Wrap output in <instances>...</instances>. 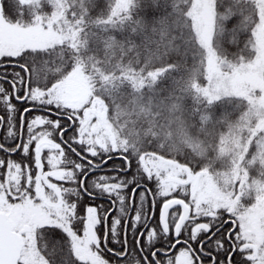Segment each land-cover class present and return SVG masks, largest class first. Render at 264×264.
I'll list each match as a JSON object with an SVG mask.
<instances>
[{
    "label": "snow or ice",
    "instance_id": "6c2138e0",
    "mask_svg": "<svg viewBox=\"0 0 264 264\" xmlns=\"http://www.w3.org/2000/svg\"><path fill=\"white\" fill-rule=\"evenodd\" d=\"M97 7L0 0V264H264V0Z\"/></svg>",
    "mask_w": 264,
    "mask_h": 264
},
{
    "label": "trees",
    "instance_id": "16d2710c",
    "mask_svg": "<svg viewBox=\"0 0 264 264\" xmlns=\"http://www.w3.org/2000/svg\"><path fill=\"white\" fill-rule=\"evenodd\" d=\"M113 2V0H96V3H97V5H98V7L97 8H95L94 10H93V16H97V15H100L101 13H106L107 12V10H108V5L110 4V3H112ZM45 11H48V9L46 8L45 9ZM244 40H246V36H243L242 38H241V41L239 42V43H237L236 45H230V46H228V48H227V53H228V58L229 59H233V58H235L236 56H238L239 54H243L242 52H241V49H243V41ZM191 61H189V67L191 66ZM39 70V69H38ZM180 75H184V74H177L176 75V79H179L180 78ZM201 83H205L206 84V81L205 80H203V77H201V81H200ZM5 85H7V84H5ZM4 85V86H5ZM6 87V86H5ZM162 87H164V88H166V89H171L172 87H173V82H172V80H167L163 85H162ZM7 88V87H6ZM186 104H187V106L188 107H191V105H192V101H191V99H188L187 101H186ZM226 107V110L228 111V112H230V113H232V118L233 119H235V118H238V116H239V111L238 110H235L234 108H233V106H231V105H227V106H225ZM225 109L224 108H222L221 109V111H224ZM0 112H2V109H0ZM250 151H252V149H250ZM179 159H183V157H179ZM250 175H252V176H255V175H257V173H256V170L255 169H252L251 171H250ZM247 202V201H246Z\"/></svg>",
    "mask_w": 264,
    "mask_h": 264
},
{
    "label": "flooded vegetation",
    "instance_id": "af4514ba",
    "mask_svg": "<svg viewBox=\"0 0 264 264\" xmlns=\"http://www.w3.org/2000/svg\"><path fill=\"white\" fill-rule=\"evenodd\" d=\"M25 132H26V129H25ZM57 142H59L58 137H57ZM170 254H171L173 257H175V255H176L177 253L173 251V252H171ZM159 259H160L161 261H166L167 257H166V256H160Z\"/></svg>",
    "mask_w": 264,
    "mask_h": 264
},
{
    "label": "rangeland",
    "instance_id": "374dc122",
    "mask_svg": "<svg viewBox=\"0 0 264 264\" xmlns=\"http://www.w3.org/2000/svg\"><path fill=\"white\" fill-rule=\"evenodd\" d=\"M6 87H8V85H5Z\"/></svg>",
    "mask_w": 264,
    "mask_h": 264
}]
</instances>
